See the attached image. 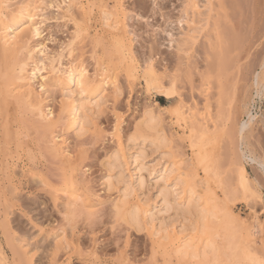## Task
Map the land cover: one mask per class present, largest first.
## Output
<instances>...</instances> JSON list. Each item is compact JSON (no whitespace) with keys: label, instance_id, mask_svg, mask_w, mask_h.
Instances as JSON below:
<instances>
[{"label":"rangeland","instance_id":"1","mask_svg":"<svg viewBox=\"0 0 264 264\" xmlns=\"http://www.w3.org/2000/svg\"><path fill=\"white\" fill-rule=\"evenodd\" d=\"M198 1L200 9L205 10L207 0ZM190 2L7 0L5 3L0 0V9L3 8L6 15L12 16L20 7L33 8L36 14L34 21L26 24L14 47L5 48L0 42V264H200L195 258L177 256L169 239L154 238L152 227L145 221V228L138 232L129 222L114 216L118 188L107 189L105 162L120 148L118 140L122 139L128 151L127 157L122 158L123 168L129 180L133 179L134 165L129 160V151L135 144L127 140L149 109L161 116L160 130L168 138L164 150L171 151V161L180 167L173 176L181 173L186 180L193 178L187 181L195 184L198 193L205 198L209 196V192L206 194V180H209L210 187L217 193L215 203L221 206L226 196L238 187H235L238 168L245 163L252 187L262 194L263 200L249 193L230 199L229 203L237 225L246 220L249 226L254 208L264 224V168L253 159L256 156L257 160H264V96L259 95L264 84V68L261 67L264 9L261 3L252 29L253 24L246 22L253 14L252 4L237 1L241 5L234 21L244 19L237 30L227 18V14L232 13L231 8L225 9L219 0H213L215 15L211 24L188 52L180 49L179 43L190 29L198 26L185 19ZM244 7L247 9L241 10ZM107 9L116 12L109 21L112 27L104 24L102 18ZM245 14L250 18H245ZM20 19L26 21V16ZM118 21L120 24L116 25ZM215 21H218L217 27L213 25ZM235 29L240 32L236 33ZM123 32L133 48L134 54L130 55L137 58L140 66L134 76L129 71L130 55H123L119 49L118 39ZM151 64L165 83L175 78L176 97L168 99L146 90L142 74ZM22 66L24 78L21 81L17 80L19 71L16 69ZM72 68L85 70L90 77L109 76L105 100L98 108L94 103H85L88 91L82 95L78 86H73V96L64 94L67 72ZM110 77L116 79L115 85ZM69 100H75L77 106L83 102L81 114L88 116L85 133L70 128ZM187 106L192 108L193 113H190L194 117L184 111ZM172 107L184 112L185 131L179 128ZM195 114L201 115L202 120L206 115L205 122ZM205 125L209 126L205 143L212 142L207 145L210 149L207 146L205 149L214 147L210 157L213 162L209 164L216 166L220 178L214 172H206L205 164L198 167L197 176L192 166L198 148L191 146L189 129L195 127L194 133L190 132L195 141L201 134L197 130H206ZM144 144L145 162L151 164L157 152L149 141ZM181 171H186L187 177ZM142 174L146 177L141 191L144 197L149 191L153 193L155 179L147 177L146 171ZM72 189L77 191L76 200L69 197ZM135 201L133 196L130 202ZM254 230L252 244L264 255V231L258 234L259 230ZM218 243L224 244L222 235L218 236Z\"/></svg>","mask_w":264,"mask_h":264},{"label":"bare ground","instance_id":"2","mask_svg":"<svg viewBox=\"0 0 264 264\" xmlns=\"http://www.w3.org/2000/svg\"><path fill=\"white\" fill-rule=\"evenodd\" d=\"M219 1H220L223 8H225V9L231 8L232 13L227 14V18L229 20H232L233 21V27H238L237 30H239V28H240L239 23H241V25H243L244 19L238 20V22H235L234 19H235V14L236 13L238 14L237 11H239V8L241 5V3L238 4L237 1H241V0H219ZM242 1L244 2V0H242ZM246 1H248L252 4L251 8H252L253 14L251 16L250 21L249 20L248 21L245 20V21L249 22V24H253V26L252 25L251 26L253 27L252 29H254L255 28L254 26L257 23V21H256L257 20V18H256L257 9L261 3H262L261 6H263L262 9H264V0H246ZM6 2H7V0H5V3ZM216 3H217V1H216ZM188 6L189 7H187L185 10V13H186L185 19L188 23H194L198 26H196V27L194 26V28L190 29V31L187 32V34H186L187 37H184L183 39H181L179 46L181 47L180 49L185 50V51H188L191 48H193V46L196 43L199 35L203 32V30L206 27L209 26V24H211V20H212L213 16L215 15V14L213 15V11L215 10L213 0H207V2L204 4L205 10L200 9L201 5H200V1H198V0H193V1L191 0V2L189 3ZM90 7L92 8L93 6H90ZM122 7H124V6H122ZM190 7H192V8L189 9ZM27 9H28V11H27ZM218 9H220V8H218ZM244 9H247V8L244 7L241 10H244ZM259 11H261V10H259ZM5 12L3 11V8L0 9V33H1L0 42L3 45V47H5V48H8L10 46L14 47V43L19 39L21 32L23 31V29L25 27H27L26 24L33 22L36 14L33 13V8H32V10H29V8L25 9L24 7H20L19 9H17L15 11V13L12 14V16L6 15ZM190 12H191V14H190ZM243 13H245V12L243 11ZM247 13L249 14V12H247ZM24 15L26 16V21H23L22 19H20ZM115 16H116V12L108 11V9L104 10L103 16H102V18L104 19V24L112 27L113 25H112V23H109V21H111V18L115 17ZM224 16H225V14H224ZM244 16H246L245 18L248 17V15H246V14ZM249 18H247V19H249ZM238 19H240V18H238ZM119 21H118V23L117 22L116 23L114 22V23L117 25V24H120V22H122V21H120V22ZM239 21H241V22H239ZM123 23H124V20H123ZM125 24H122V25H125ZM213 25H215L217 27L218 21H215L213 23ZM32 26H34V24ZM228 26H231V25L229 24ZM34 29H36L35 31H37V28L34 27ZM119 30H120V28H119ZM191 30H193L194 33H192ZM231 30H232V28H231ZM237 30H236V33L240 32V31L237 32ZM219 31H220V29H219ZM233 31L234 30H232V32ZM190 32H191V34H190ZM222 32H224V30ZM228 35H229V33H228ZM117 36H118V34H117ZM230 37H231V35H230ZM98 39H100V38H98ZM104 39H106V38H104ZM128 40L126 37V33L125 34H124V32L121 33L120 38L118 39V43L120 46L119 49L123 55H127V54L130 55L131 53H133V50H132L133 48L131 47V44L129 43ZM221 42H222V40H221ZM226 43H227V41H226ZM242 43H244V42H242ZM222 44H223V42H222ZM116 45H117V42H116ZM219 45H220V43H219ZM233 47L236 49V45H233ZM111 48H113V47H111ZM110 50H108V51H110ZM114 51H116V50L114 49ZM115 53H117V52H115ZM110 54H112V52ZM232 54H234V52ZM118 55H120V54H118ZM135 58L130 55L129 60L127 59L128 61H130L129 62L130 63L129 64V71L133 76L135 74V71L137 72V74L139 73L138 69L140 67V66H138V62L136 61L137 58L136 59ZM118 59H120V58H118ZM123 61H122V63H123ZM17 62H19V60H17ZM110 67H109V69H110ZM261 67L264 68V60L261 61ZM112 68H114V67H112ZM142 68H144V67H142ZM154 68L155 67H153V65L151 64L145 70L143 69L144 72L142 75L145 79V84H146L145 88L147 87L146 90L149 92H153V93H160V94L166 96L168 99L176 97L175 95L178 92L177 91L178 90L177 89L178 84L176 85L175 78L172 76L173 78L169 81V83H167L168 81H166V83H167L166 84L164 81H162L163 78L160 79L158 77V76H160V74L157 75V73H156V71L158 69L155 70ZM16 70L19 71V74L16 75L17 80L22 81L24 78V76H23L24 66H22L20 69H16ZM125 70H126V68H125ZM67 73H68V76L66 77L67 86L63 88L64 94L67 96H69V95L71 96V93H72V96H73V92H74L73 86L74 87L78 86V87H80V90H81L80 92L82 95H84L88 91L85 95V98H84L86 100L85 103H87L89 105H92L91 103H94L95 108H98V106H100L101 103L105 100L104 92L106 89L105 88L106 85H108V83H109V81H108L109 76L108 75L104 76V75L100 74L97 76L93 75L94 77H90L86 74L85 70H83V71L78 70V69L74 70L73 68L70 69ZM161 77H163V75ZM135 78H137V77L135 76ZM110 79H111V77H110ZM112 79H113V77H112ZM112 79L110 80V82L113 85H115L116 79H114V80H112ZM138 79H140V77ZM257 84L259 85V83H257ZM17 89H18V87H17ZM116 89L119 90V88H117V86H116ZM259 95L261 97L264 96V84H263V88L260 91ZM21 100L22 99H20V101ZM36 103H38V102H36ZM40 104L42 105V103H40ZM77 105L75 104V100H69L67 102V108H68L67 113H69V125H70L71 129L75 130V132H77V133L78 132H81V133L84 132L85 133V127H86L88 116L81 114V108L83 107V102L81 103V105H79V106H77ZM177 105L179 106V104H177ZM179 107L178 108L176 107V109H175V107L174 108L172 107L174 110V112L173 111L172 112L176 116L175 119H177L176 121L178 122L179 128H181V129H183V131H185V129L187 127V124H186L187 122H185V121L183 122V120L185 119V117L183 116L184 112H182V110L180 109L183 107L182 106L180 108ZM185 109L186 110H184V111H186L187 114L191 115V113H193L191 110L192 109L191 107L187 106V108H185ZM153 111H152V109L145 110V112L143 113L144 116L143 115L141 116L142 119L135 125V130L132 132V134H130V136L128 137V140H127L130 142H134V144L136 146V148H135V146L133 144V146H134V147H132L133 149L129 151V154H130L129 160H131V163L134 165L133 179L131 181L129 180L130 176H128L126 174V172H125L126 170H124V168H123L125 165L123 166V164H122V158L127 157L128 151L126 149V145H124L123 142L121 141L122 139L118 140V142L120 141V143H119L120 148L119 149L116 148L115 151H113L112 154L110 156H108V158H107L108 160L105 162L106 165L105 166L103 165L105 167V170L107 171V174L104 177L105 178L104 183H105L107 189L111 190L114 188L115 189L118 188L117 192H118L119 198L117 197L118 200L114 204V216L121 219V220H124L125 222L127 221V223L129 222V224L138 232L141 231L143 228H145V226L143 227V224L145 221L149 226L152 227L151 234L154 236V238H156L157 240H160V241H164V240L169 239L170 243L173 244V246H174V252L176 253L177 256H180L183 258H185V257L195 258V259H197V262L200 264H264V255L262 254L261 251H259L252 244V241H253L252 237L255 235L254 229L259 230L258 234L260 233V231L261 232L264 231V224H263L262 220H260V217H261V215H259L260 213L258 214L254 208L253 214H252L253 215L252 223H250L248 226V225H246L247 223L245 222L246 221L245 220V221H243V223H245V224H243L241 222V225H237V218H236L235 212H233V208L231 207V205L229 203L230 199H235L237 196H240V195L246 196L249 193H252L250 195L256 194L253 198L258 197V199L263 200L262 194H260L258 191L255 192L256 190H254L252 187V184H251L252 180L250 181L247 165L245 163L240 164L241 167L238 168L239 172L237 171L238 172L237 174H239L238 179H237L238 184L235 186V187H237V186L238 187L233 189L229 193L230 195L226 196V200H225L223 205L220 206V204L215 203L217 193L213 188L210 187L209 180H206L207 182L205 181L206 184H208V187H207L208 190H207L206 194L209 192L208 198H205L204 195H202L201 193H198L199 191L196 190L198 188L194 186L195 184L192 185V183H189L187 181L188 179L192 180L193 178L191 179V177H190L186 180V178H184L185 176L184 177L182 176L184 174H181V173H178V174H176V176H173V174L177 171V169L180 171V167L178 168L176 166L177 162L174 163L173 161H171L172 160L171 155H173L170 153L171 151L169 152V151L164 150L165 146L167 145L168 138L164 135L165 133H162L163 130L162 131L160 130V124L162 122L161 116L158 115V112H156L157 114H155V112H153ZM195 112H198V111H195ZM199 114H195V117L197 115V117L201 118L202 116ZM191 116L194 117L193 115H191ZM205 116L206 115H204V117ZM204 117H203L204 121L201 118V120L203 122H205V119L207 118V117L206 118H204ZM188 120H189V118H188ZM208 121H206V122H208ZM196 122H197V124H195V125L198 126L199 125L198 121H195V123ZM203 122H202V124H203ZM193 123H194V120H193ZM193 123H192V125H193ZM189 124H191V122ZM195 125H193V126H195ZM200 125H201V122H200ZM207 127H209V126L205 125L206 130H204V128H202V127L201 128L203 130H201V131L197 130L201 134L199 137L198 136L196 137L195 141L192 140L193 135L190 133L191 131L193 132L195 127L191 128V130L189 129L190 135L188 136V138L191 141V146L198 148V152H197V154H195L196 156L193 158V165L192 166H193V169L195 171L194 173H196V175L198 173L197 172L198 167L200 165L205 164L204 170L206 172H214V175L219 177L220 173H217V171H215L216 166H214L215 167L214 168L212 166L213 164L212 165L209 164V162H213L210 157H211V153L214 150V147L212 146L213 147L212 150H206L205 149L206 146L211 142V141L210 142L207 141V144L205 143L206 141H205L204 136L207 134V132H206V131H208ZM198 128H200V126ZM244 128L245 127H243V129ZM209 129H211V128H209ZM207 137L210 140V138H209L210 136H207ZM118 138H120V137L118 136ZM211 140L213 141V138ZM148 141L150 142V144L152 146H154L155 153L157 152L156 158L154 159V162L151 164H147L145 162L147 153L144 150L145 148L142 147L143 145H145L144 143L148 142ZM215 141L217 142L216 139H215ZM216 142H213V143L215 144ZM53 147H55V146H53ZM151 148H153V147H151ZM207 148L210 149L208 146H207ZM215 148H217V147H215ZM205 150H206V152H205ZM57 152H58V149H57ZM60 155H62V153H60ZM253 159L258 161L264 168V160L259 161V160H257L258 158L256 156ZM70 170H72V169H70ZM143 171H146L148 173L147 177L153 176L155 179L154 186L152 185L153 189H154L153 193L149 191V193L146 194L144 197H142L143 195L141 196V194H142L141 191L143 188H145V182H146L145 181L146 177L144 176V174H142ZM181 172H183V171H181ZM185 172H183V173H185ZM185 175L187 177V173H185ZM206 177L209 178V176H206ZM194 181H195V179H194ZM232 187H233V185H232ZM75 189H77V188H75ZM75 189L71 190V193L69 196V197H71V199L74 197L73 200H76L75 197H77L76 196L77 191ZM143 194H145V193L143 192ZM206 194H205V196H206ZM133 196H135L136 201L131 203L130 199ZM243 199L245 200V198H243ZM73 200H71V201L73 202ZM129 203H131V204H129ZM73 204H76V203L73 202ZM232 204H234V203H232ZM252 208H251V210H252ZM238 219H239V215H238ZM243 219H244V217H243ZM191 232H192V235H191L192 237L190 236ZM195 233H197V234H195ZM220 235H222V237H223L224 244L218 243V236H220ZM153 236H152V238H153ZM255 243H258V242H255ZM16 249L18 250V248H16ZM21 249H23V248H21ZM17 255L20 256L19 253H17ZM29 255H30V250H29ZM21 258H22V255H21ZM19 259H20V257H19ZM0 260H1V258H0Z\"/></svg>","mask_w":264,"mask_h":264}]
</instances>
